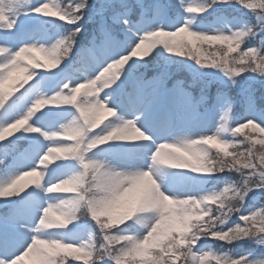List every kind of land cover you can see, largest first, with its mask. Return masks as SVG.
Returning <instances> with one entry per match:
<instances>
[{
  "label": "snow or ice",
  "instance_id": "snow-or-ice-1",
  "mask_svg": "<svg viewBox=\"0 0 264 264\" xmlns=\"http://www.w3.org/2000/svg\"><path fill=\"white\" fill-rule=\"evenodd\" d=\"M0 142V264H264V0H0Z\"/></svg>",
  "mask_w": 264,
  "mask_h": 264
},
{
  "label": "rangeland",
  "instance_id": "rangeland-1",
  "mask_svg": "<svg viewBox=\"0 0 264 264\" xmlns=\"http://www.w3.org/2000/svg\"><path fill=\"white\" fill-rule=\"evenodd\" d=\"M155 2H159L158 0H156ZM166 3H168V0H165ZM186 2H192V0H186ZM154 3V2H151ZM159 3H162L159 2ZM187 15V14H186ZM192 15H197V14H192ZM40 20H35V21H31L28 22V26L33 27L34 29H38L40 31H47V30H42L41 27H39L38 25H36L37 23H39ZM55 30L54 31H47L48 33L52 34L54 36V38L56 36L60 35V30L62 27H60L59 22H52ZM204 27L212 29V28H216L219 27L220 25L216 24L214 21L210 22V23H205L202 24ZM46 47L50 46V45H45ZM154 54V53H153ZM36 55L38 59H40L41 63H44V60L42 58L41 54H33ZM149 58V57H148ZM24 63H27V61H24ZM63 65H61L62 67ZM59 68H55V69H45V68H39L36 69V71H58ZM72 74L74 76H81V75H87L86 72L83 71V67H79L77 66V68L74 67V69L72 70ZM25 76V73L22 72H17L13 75V78L11 81H9V84L6 85L5 87V91H10L12 89V87L15 86L16 83H18L20 80H23ZM29 83H31V81H29ZM103 93H101L102 95ZM83 98V91L81 93V97ZM78 98V102L79 99ZM112 119V117L110 116H106L103 119V123H101V127H103L104 123H107L108 120ZM219 124V117H217L216 120V127H218ZM39 126V125H37ZM99 129H97L98 131ZM212 131L215 130V128L211 129ZM19 133H16V135H18ZM8 138H14V136H9ZM116 146L114 145H107L105 146L102 150H97L96 153H94V155L96 156V158L98 159H107L109 161H111L114 164H117L118 167L122 166L120 164V162L116 159V157L113 155V149ZM213 148V147H212ZM53 166L52 162H49V167ZM192 174L191 173H187V172H179L178 170H171L169 171V173L167 174V178L164 181V186L167 187L168 189L172 190V191H183L189 187H191L194 184V181L191 179ZM39 179L36 176H32V177H26L24 180L21 181V185H19L20 187H24V191H29L31 190L32 187H34V182ZM44 179H47V177H45ZM43 182V181H41ZM159 182V181H158ZM209 188H211L208 185ZM24 192H21V195H23ZM18 197H5V198H0V199H16ZM51 203L56 204L58 203L57 198L53 197L51 199ZM3 210V209H0ZM0 213H2L0 211ZM69 227H71V225H69ZM51 231H56V230H51ZM56 235H59L60 233H55ZM93 238L95 239V237L93 236ZM85 242H87V240H85ZM23 264H33V261L31 258H26L25 261L23 262ZM69 264H85L84 260H78L73 262L71 260V258H69Z\"/></svg>",
  "mask_w": 264,
  "mask_h": 264
},
{
  "label": "trees",
  "instance_id": "trees-1",
  "mask_svg": "<svg viewBox=\"0 0 264 264\" xmlns=\"http://www.w3.org/2000/svg\"><path fill=\"white\" fill-rule=\"evenodd\" d=\"M156 0H147V2L151 3V2H155ZM159 2L163 1V3H166L165 0H158ZM68 0H65V3H67ZM232 15H238L239 13H231ZM230 14V15H231ZM198 19L201 20V23L202 24H205V23H210L212 21H214V17L212 14H210L209 16L207 17H202L201 18V14H197L196 15ZM50 18V17H48ZM55 19V17H53ZM39 27H41L42 30H47V31H54L55 30V27L53 25L52 22H47L45 23L43 20L40 21L38 24H37ZM92 25H89V28H88V32L90 33L91 30H92ZM62 31L64 30V28H61ZM87 37H82V38H79V43L80 44H83L85 41H86ZM193 47V52H192V55L195 56L196 58L198 59H202V60H205V61H210L214 58H218L219 55H221L224 51V47L221 45V44H195ZM243 47V45H242ZM166 55H168L166 53ZM233 56L237 55V53H232ZM150 58V57H149ZM174 58H177V59H186L188 63L190 64H195V61L192 60L188 54L186 53L184 57H174ZM189 76L188 72L186 70H182L178 73L177 75V78L178 79H187ZM215 88V86H214ZM214 90V89H213ZM234 111H236L237 113L239 112V109L238 107L234 109ZM251 135L253 138H260L259 137V133L256 132L255 130L253 129H246L244 130V133L242 135H239L238 136V140H245L247 136ZM257 147H259V145H257ZM217 149L215 148H212V151L213 152H216ZM221 155H223L222 153H220ZM238 178V177H236ZM211 187V185H209ZM222 187V186H221ZM249 205L250 207H255L257 210H259V207L261 205H264V198H259L257 201L255 202H252L250 201L249 202ZM95 237V241L97 244L101 243L102 242V234L99 233V231H97V233L94 235ZM213 247L217 250V251H220L219 249V246L217 244H213ZM225 251L227 250L226 248L224 249ZM214 264V262H213Z\"/></svg>",
  "mask_w": 264,
  "mask_h": 264
},
{
  "label": "clouds",
  "instance_id": "clouds-1",
  "mask_svg": "<svg viewBox=\"0 0 264 264\" xmlns=\"http://www.w3.org/2000/svg\"><path fill=\"white\" fill-rule=\"evenodd\" d=\"M52 219H53V221H55V219H56V218H55V217H53Z\"/></svg>",
  "mask_w": 264,
  "mask_h": 264
}]
</instances>
